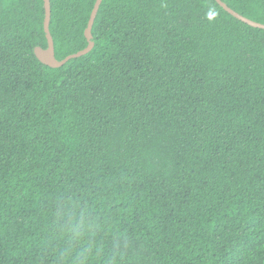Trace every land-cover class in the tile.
Here are the masks:
<instances>
[{
    "label": "trees",
    "instance_id": "obj_1",
    "mask_svg": "<svg viewBox=\"0 0 264 264\" xmlns=\"http://www.w3.org/2000/svg\"><path fill=\"white\" fill-rule=\"evenodd\" d=\"M95 1L50 0L57 60ZM221 1L264 25V0ZM44 17L0 0V264H264V30L102 0L92 50L50 68Z\"/></svg>",
    "mask_w": 264,
    "mask_h": 264
},
{
    "label": "water",
    "instance_id": "obj_2",
    "mask_svg": "<svg viewBox=\"0 0 264 264\" xmlns=\"http://www.w3.org/2000/svg\"><path fill=\"white\" fill-rule=\"evenodd\" d=\"M215 1L226 12H228L230 15H232L234 18L238 19L239 21H241V22H243V23H245L251 27L264 30L263 24L254 22L250 19L243 17L242 15H239L238 13H236L235 11L230 9L221 0H215ZM101 2H102V0H96L95 1V4H94L93 9H92L91 14H90V18H89L87 27L84 31V35L88 41V45L83 50H80L74 54L68 55L67 57H65L64 59L59 61L55 58L54 43H53V39H52V36L50 34V31H49L50 16H51L50 0H44L45 17H44L43 27H44V33H45V36L47 39V47L46 48L35 47L34 54H35L36 58L42 64H44L50 68H59L71 59L78 58V57H81V56L88 54L94 46V43L92 41L91 30H92V26H93V23H94V20L96 18V15H97V12L99 10Z\"/></svg>",
    "mask_w": 264,
    "mask_h": 264
},
{
    "label": "rangeland",
    "instance_id": "obj_3",
    "mask_svg": "<svg viewBox=\"0 0 264 264\" xmlns=\"http://www.w3.org/2000/svg\"><path fill=\"white\" fill-rule=\"evenodd\" d=\"M114 249L122 253H132L136 250L135 245L131 243H122L119 242L115 244Z\"/></svg>",
    "mask_w": 264,
    "mask_h": 264
}]
</instances>
